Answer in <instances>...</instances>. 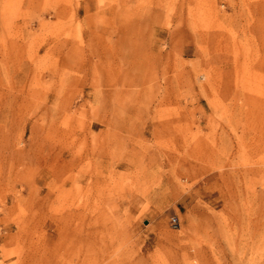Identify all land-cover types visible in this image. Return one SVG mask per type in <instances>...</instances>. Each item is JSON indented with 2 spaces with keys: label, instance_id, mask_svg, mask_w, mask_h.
Segmentation results:
<instances>
[{
  "label": "rangeland",
  "instance_id": "obj_1",
  "mask_svg": "<svg viewBox=\"0 0 264 264\" xmlns=\"http://www.w3.org/2000/svg\"><path fill=\"white\" fill-rule=\"evenodd\" d=\"M0 264H264V0H0Z\"/></svg>",
  "mask_w": 264,
  "mask_h": 264
}]
</instances>
